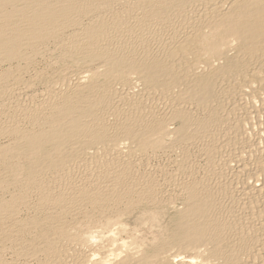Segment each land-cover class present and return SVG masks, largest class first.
I'll return each mask as SVG.
<instances>
[{
    "label": "bare ground",
    "instance_id": "obj_1",
    "mask_svg": "<svg viewBox=\"0 0 264 264\" xmlns=\"http://www.w3.org/2000/svg\"><path fill=\"white\" fill-rule=\"evenodd\" d=\"M3 169L0 264H264V0H0Z\"/></svg>",
    "mask_w": 264,
    "mask_h": 264
},
{
    "label": "rangeland",
    "instance_id": "obj_2",
    "mask_svg": "<svg viewBox=\"0 0 264 264\" xmlns=\"http://www.w3.org/2000/svg\"><path fill=\"white\" fill-rule=\"evenodd\" d=\"M57 54H59L58 52H54L53 53V56H52V54H47V55H44L43 57H38L37 58V60L35 61V63H36V65L39 67V68H41V69H48L47 71L50 73H48V75H50V76H52V75H56L58 72V70L62 67V68H64V67H66L67 69H69L71 72H76L77 70H79V68H72V65L70 64V61L68 62V63H66V64H62L61 62H56L57 61V59H58V55ZM56 58V59H55ZM40 60V61H39ZM54 60V61H53ZM46 63V64H45ZM41 64H44V65H41ZM48 64V65H47ZM57 64V65H56ZM52 66V67H49V66ZM62 65V66H61ZM46 66V67H45ZM48 66V67H47ZM37 67V68H38ZM51 68V69H50ZM91 68V69H90ZM82 69V71H84V70H89V71H91L92 69H94L93 67H82L81 68ZM88 71V72H89ZM55 72V73H54ZM124 145H126V146H124ZM127 146H128V144H121V147L122 148H124L125 147V149L127 148ZM7 170V169H6ZM4 171V169H3V172L2 173H0V174H2L3 175V177L5 176H7V175H9V174H7L9 171L7 170V171ZM7 172V173H6ZM10 173V172H9ZM7 174V175H6ZM130 216V215H129ZM129 216H124L123 218H121V221H118V223H117V221H111V223H109V224H105V222H104V220H101V219H95V220H93L92 221V223L90 224V225H87V228L86 227H84V228H80V229H76L75 231L78 233H80L81 234V237H82V240H80V242H81V244L82 245H84V244H86L85 245V247H86V249L87 250H89V249H95V248H97V250L96 251H98V253L99 254H97V255H94V257L92 256V258H94V259H92L93 261H98V260H100V257L101 258H108V259H106L107 261V264H108V262L109 263H111L114 259H115V257L118 255V254H120L122 251L123 252H125V251H129V249H133L132 251H134L135 250V248L136 247H140V246H142L143 244L145 245L147 242H150L152 239H153V237H154V235H156L157 234V231H156V229H150V231L148 230L149 228H147V226H145L144 225V227L142 226H138V224H137V222H136V219L134 218V217H132V215L129 217ZM128 217H129V219H128ZM132 218V219H131ZM124 220V221H123ZM101 221V222H100ZM123 221V222H122ZM126 221H129L128 222V224H127V222ZM99 222V223H98ZM119 222H122L121 224L119 223ZM136 223V224H135ZM99 224H101L100 225V227H99ZM103 224V225H102ZM115 224V225H114ZM132 224H135V225H137L136 227H139V229L138 228H136V227H134V225H132ZM94 225V226H93ZM104 225H106V226H104ZM90 226V227H89ZM130 226V227H129ZM133 226V227H132ZM114 227V228H113ZM116 227V228H115ZM121 227V228H120ZM127 227H129L128 229H127V234H125L126 233V231L123 229V228H127ZM86 228V230H83V229H85ZM90 228V229H89ZM108 228V229H107ZM133 228H134V230H133ZM136 228V229H135ZM142 228V229H141ZM145 228H147V230L145 229ZM103 229H106V231L105 230H103ZM114 229V230H113ZM141 229V230H140ZM143 229H145V230H143ZM80 230H81V232H80ZM88 230V231H87ZM99 230H100V232H99ZM110 230V231H109ZM118 232H116V231ZM131 230H133V231H131ZM139 230V231H138ZM74 231V230H73ZM72 231V232H73ZM74 231V232H75ZM82 231H83V234H82ZM93 231H95V233L93 232ZM101 231H102V233H101ZM123 231V232H122ZM138 232V234H140V235H138L137 234V232ZM142 231H144V233L145 232H147V233H145V235L144 236H146L147 235V237H144V236H142V238L143 239H141V235H143V232ZM150 233H149V232ZM151 231H153V232H151ZM154 231H156L155 233H154ZM73 232V233H74ZM75 232V233H76ZM85 232V233H84ZM93 232V233H92ZM132 234V235H130L129 237H128V234H130V233ZM137 234H135V233ZM141 232H142V234H141ZM78 233V234H79ZM114 233V234H113ZM122 233V234H121ZM133 233H134V235L135 236H138V238L141 240H138V238L137 237H135L134 235H133ZM79 234V235H80ZM90 234V235H89ZM116 234V235H115ZM120 234V236H118ZM152 234V235H151ZM154 234V235H153ZM83 235V236H82ZM94 235V239L92 238V236ZM97 235V236H96ZM150 236V237H149ZM80 237V238H81ZM87 237V238H86ZM95 237H96V240H95ZM108 237H110V238H108ZM112 237L114 238L113 240H112ZM119 237V238H118ZM130 237H133L132 239L133 240H131L130 239ZM83 238H85V239H83ZM106 238V239H105ZM137 238V239H136ZM150 238V239H149ZM152 238V239H151ZM88 239V240H87ZM110 239V240H109ZM118 239V240H117ZM122 239V240H121ZM124 239V240H123ZM136 239V240H135ZM86 240H87V242H86ZM90 240V241H89ZM127 240V241H126ZM134 240H135V242H134ZM115 241V242H114ZM122 243H121V242ZM139 241V242H138ZM124 242V243H123ZM128 242V243H127ZM132 242V243H131ZM134 242V243H133ZM107 243V244H106ZM136 243V244H135ZM140 243V244H139ZM143 243V244H142ZM89 244V245H88ZM92 246H91V245ZM99 244V245H98ZM122 244H124V245H122ZM139 244V245H138ZM109 245V246H108ZM114 245H115V247H114ZM89 246V247H88ZM97 246V247H96ZM125 246H126V248H125ZM133 246V247H132ZM135 246V247H134ZM88 247V248H87ZM95 247V248H94ZM107 247V248H106ZM116 247H117V249H116ZM106 248V249H105ZM108 248H110V249H108ZM121 248V249H120ZM125 248V249H124ZM91 249V250H92ZM112 249H114L115 250V252H114V250L112 251ZM101 250V251H100ZM107 250H109V252L107 251ZM118 250V251H117ZM9 250H6L5 251V253L3 254V256H4V258H7V259H9L8 257H10L9 256V254L7 253ZM102 251H103V254H100V253H102ZM112 254H111V253ZM122 252V253H123ZM104 253H106V255L104 254ZM109 253V254H108ZM116 253V254H115ZM99 255H101L100 257H99ZM104 257H103V256ZM110 257H109V256ZM111 257H112V260H111ZM118 257V256H117ZM90 259V260H91ZM95 259H98V260H95ZM91 260V262H93ZM109 260V261H108ZM86 264H89V262H86ZM92 264V263H91Z\"/></svg>",
    "mask_w": 264,
    "mask_h": 264
}]
</instances>
